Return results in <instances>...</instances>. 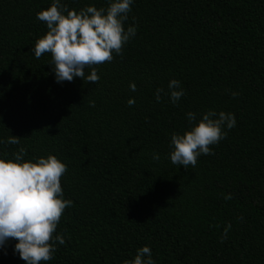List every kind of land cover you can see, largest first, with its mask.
Masks as SVG:
<instances>
[{
  "label": "trees",
  "instance_id": "1",
  "mask_svg": "<svg viewBox=\"0 0 264 264\" xmlns=\"http://www.w3.org/2000/svg\"><path fill=\"white\" fill-rule=\"evenodd\" d=\"M52 3L0 0V158L21 147L25 161L55 155L73 201L54 233L65 243L41 264H123L144 246L155 264H264V0H133L124 28L136 35L95 66L96 84L58 83L51 54L35 57L48 30L36 14ZM173 79L185 93L175 105ZM209 110L234 114L235 126L194 169L172 164L173 132ZM17 242L0 247V264H25Z\"/></svg>",
  "mask_w": 264,
  "mask_h": 264
},
{
  "label": "clouds",
  "instance_id": "2",
  "mask_svg": "<svg viewBox=\"0 0 264 264\" xmlns=\"http://www.w3.org/2000/svg\"><path fill=\"white\" fill-rule=\"evenodd\" d=\"M132 2L109 0L106 9L87 6L76 11L69 10L60 0H53L50 7L36 14L48 30L35 42V57L51 54L58 83L79 77L96 84L100 77L95 66L111 62L113 53L122 55L123 46L136 35L134 25L127 30L124 28ZM85 69H90V73L86 75ZM130 89L136 91L135 83L130 84ZM168 89L174 105L185 94L180 81L175 79L169 82ZM163 92V88L156 89L157 102ZM231 95L236 97L238 93ZM127 103L131 107L135 100L130 98ZM186 115L190 127L182 134L173 132L169 156L172 164L194 169L201 154H214L210 146L226 138L227 132L223 129H232L236 119L232 113L220 111L217 114L213 110L203 113L198 122L196 113ZM6 142L18 145L20 139L10 136ZM25 155L26 150L21 147L14 159L0 158V247L9 239H15L18 242L14 251L25 264H41L53 258L56 242L65 243L62 235L54 236V233L64 210L71 207L73 201L63 199L61 177L67 172L64 163L51 154L34 158L35 162L25 161ZM159 158V154H153L154 160ZM224 198L230 200L232 196L227 194ZM230 229L229 223L221 242L227 239ZM123 264H155V261L151 249L144 246L137 249L134 259L125 260Z\"/></svg>",
  "mask_w": 264,
  "mask_h": 264
}]
</instances>
